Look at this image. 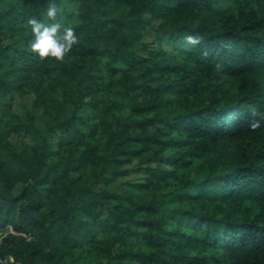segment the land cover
I'll return each instance as SVG.
<instances>
[{
  "label": "trees",
  "instance_id": "obj_1",
  "mask_svg": "<svg viewBox=\"0 0 264 264\" xmlns=\"http://www.w3.org/2000/svg\"><path fill=\"white\" fill-rule=\"evenodd\" d=\"M51 2L79 36L63 61L29 46L50 0H0V255L264 264V0Z\"/></svg>",
  "mask_w": 264,
  "mask_h": 264
},
{
  "label": "clouds",
  "instance_id": "obj_2",
  "mask_svg": "<svg viewBox=\"0 0 264 264\" xmlns=\"http://www.w3.org/2000/svg\"><path fill=\"white\" fill-rule=\"evenodd\" d=\"M45 15L49 21L47 23L35 17L28 20L32 33L29 46L41 58L51 57L57 61H63L73 46L78 43L79 36L70 23H66L63 18H58V8L51 0ZM188 39L195 41L197 38L189 36ZM220 67L217 65V69ZM260 124L261 121L257 120L251 127L256 128Z\"/></svg>",
  "mask_w": 264,
  "mask_h": 264
},
{
  "label": "rangeland",
  "instance_id": "obj_3",
  "mask_svg": "<svg viewBox=\"0 0 264 264\" xmlns=\"http://www.w3.org/2000/svg\"><path fill=\"white\" fill-rule=\"evenodd\" d=\"M145 18L148 21L146 29L143 31L141 34V37L139 38L138 42H142L146 47L144 48H139V53L141 54H147L148 50L153 49L156 47V44L154 43V27L158 23V20L156 17H150L149 15H146ZM164 49L169 50L170 47L168 45H163L162 46ZM55 96L59 97V93H55ZM32 100H33V95L32 94H18L14 93L11 98H7L3 100V105L10 107L13 112L18 115L21 118H24L25 114L32 110ZM38 112V110H35ZM172 137H177L176 134L172 135ZM166 137H162V139H165ZM10 141L14 145L16 149H20L22 147V144L25 142H28V138L21 136V135H16L12 134L10 136ZM169 152V148L166 149L165 155ZM157 161V160H156ZM151 162L152 165L157 164V162ZM126 167H132V172L125 177L121 179H128L132 180H138L142 179L145 174L146 170L142 168H138L139 164H137L136 161H132L131 163L127 164ZM109 189L115 190L118 192H122V189L119 187L118 184H113L111 187L109 186ZM0 233V237H1Z\"/></svg>",
  "mask_w": 264,
  "mask_h": 264
},
{
  "label": "built area",
  "instance_id": "obj_4",
  "mask_svg": "<svg viewBox=\"0 0 264 264\" xmlns=\"http://www.w3.org/2000/svg\"><path fill=\"white\" fill-rule=\"evenodd\" d=\"M7 233H11L13 235L22 236L26 240H30L32 236L26 232H16L10 225H6L5 227ZM0 264H21L19 260L14 259L12 256L2 257L0 255Z\"/></svg>",
  "mask_w": 264,
  "mask_h": 264
}]
</instances>
